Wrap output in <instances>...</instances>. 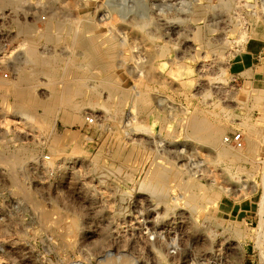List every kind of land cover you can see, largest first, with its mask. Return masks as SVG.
I'll return each mask as SVG.
<instances>
[{
    "label": "rangeland",
    "instance_id": "obj_1",
    "mask_svg": "<svg viewBox=\"0 0 264 264\" xmlns=\"http://www.w3.org/2000/svg\"><path fill=\"white\" fill-rule=\"evenodd\" d=\"M1 1L0 51L8 50L14 67L0 71V264H106L121 257L157 264L201 260L218 246L224 260L264 259V58L257 59L264 0ZM79 18L89 21L86 34L102 41L106 66H93L72 45ZM47 27L51 40L39 36ZM52 56L51 66L39 62ZM78 67L85 84L71 80ZM108 75L129 90L127 100L99 84ZM26 84L36 100L69 94V103L53 104L52 113L20 103L17 90ZM76 103L79 109L69 108ZM186 117L219 128V145L193 138ZM232 132L241 133L240 148L224 142ZM222 147L242 157L221 156ZM155 169L171 174L164 196L144 186ZM186 180L227 192L194 210L186 204ZM39 207L53 211L50 223L39 221ZM71 219L73 229L62 233L58 226Z\"/></svg>",
    "mask_w": 264,
    "mask_h": 264
},
{
    "label": "bare ground",
    "instance_id": "obj_2",
    "mask_svg": "<svg viewBox=\"0 0 264 264\" xmlns=\"http://www.w3.org/2000/svg\"><path fill=\"white\" fill-rule=\"evenodd\" d=\"M3 2L7 3L10 2L11 0H2ZM1 1V2H2ZM8 4V3H7ZM57 9V8H56ZM59 9V8H58ZM52 12L55 13L56 10L54 8H52ZM78 20H80L79 22H81V29L79 30H75L72 33V45L77 46L79 48H81L82 50H84L86 52L87 55V61L90 62L93 66H97V67H104L108 64V54L102 50L101 48V44L102 41L100 39L97 38V36H90L87 35L86 33H88V31L90 30V26L87 24L88 19L86 18H79ZM171 28V27H170ZM20 31L24 34V35H32V29L27 27V26H21L19 27ZM97 35V34H94ZM99 35V34H98ZM40 37H44L46 39L51 40L53 37V34L50 32L49 28L47 27L45 29V31L41 32ZM29 55H30V60L33 59V61L37 60V55L35 52V49L33 48L32 43L29 45ZM112 57V56H111ZM53 56L50 58L48 57V59H41L39 62L43 64V66H51L49 65L50 63L56 61L54 60ZM85 59V58H84ZM71 61V60H69ZM112 61V60H110ZM66 62V61H65ZM80 62V61H79ZM83 62V61H82ZM75 63V62H74ZM86 63V62H85ZM178 63V62H177ZM176 63V64H177ZM181 63V62H180ZM72 64V63H71ZM78 64V63H77ZM110 64V63H109ZM184 64V63H183ZM84 65V64H83ZM67 67V66H66ZM65 69H69V68H65ZM88 69V68H87ZM103 69V68H102ZM108 69V68H106ZM77 72L74 74L73 72H71L72 75V82L73 80L77 81V82H82V80L85 78L84 75V70L83 67H78V69H76ZM89 70V69H88ZM174 70V69H171ZM74 71V70H73ZM187 71V70H186ZM65 72V71H64ZM70 72V71H67ZM90 72V71H89ZM107 72V71H106ZM111 72V71H110ZM108 72V73H110ZM175 72V71H174ZM182 72V71H181ZM90 76V73H88ZM92 74V73H91ZM107 74V73H106ZM111 74V73H110ZM177 74V73H176ZM93 75V74H92ZM120 75V74H119ZM71 76V75H70ZM114 76V75H113ZM94 77V76H92ZM91 77V78H92ZM115 77V76H114ZM119 77V76H117ZM68 79V78H67ZM87 79V77H86ZM88 80V79H87ZM99 84L106 88L108 90V92L111 93V95L116 96L119 100L124 101L127 100L128 97L130 96L129 94V90H122L120 88V85L117 84L118 81L113 80V78L111 76H107L104 78H100L97 79ZM61 81V80H60ZM84 81V80H83ZM84 83V82H82ZM122 83V82H121ZM51 84V83H50ZM76 84V83H74ZM85 84V83H84ZM97 84V82H96ZM53 85V84H52ZM55 85V84H54ZM76 86V85H75ZM53 87V86H52ZM65 88V87H64ZM124 88V87H123ZM32 89H30L29 85H24L22 87H19V89L17 90V97L19 99L20 103H25L26 99L28 101H30V104L32 103L33 105L36 104L38 106H42L43 110L45 113H52L53 111L56 110L55 106L53 104L56 103H61V104H67L68 105V101L67 99H69V94L68 97L66 98V100H60V97H57V94L55 93L52 96V99L50 101H41V100H36L34 99L35 97L33 96V93L31 91ZM57 90V89H56ZM70 90V88H69ZM137 90V89H136ZM53 91V90H52ZM103 91V90H102ZM143 91V90H142ZM69 92V91H68ZM71 92V91H70ZM94 92V91H93ZM137 91H134V93H136ZM106 93V92H105ZM138 93V92H137ZM136 93V94H137ZM144 92H142L143 94ZM146 93V92H145ZM61 94V93H60ZM67 94V93H66ZM78 94V93H77ZM135 94V95H136ZM65 95V94H64ZM108 95V94H107ZM133 95V94H132ZM138 96V95H137ZM144 96V95H143ZM141 97L140 101L144 102V97ZM64 97V96H62ZM146 97V96H145ZM34 99V100H33ZM49 99V97L47 98ZM46 99V100H47ZM65 99V98H64ZM71 100V99H70ZM19 103V104H20ZM114 105V104H113ZM72 108V110H77L79 109L76 104H72L70 105ZM115 107V106H114ZM192 116V115H191ZM200 117V116H199ZM187 119L185 120L183 126L185 128H188L190 130V134L193 136V138L197 139V140H202L203 142H205L207 145H209L211 148L212 147H217L219 145L220 140V135L221 132L219 130V128H215V127H211L207 122H205V120L198 118V117H186ZM184 119V118H183ZM207 120V119H206ZM180 122V121H179ZM211 122V121H210ZM183 123V121L180 122V124ZM211 124V123H210ZM223 129V128H222ZM221 129V130H222ZM184 130V129H183ZM185 131V130H184ZM245 134L248 140V147L249 148H253L254 149V145L256 146L255 142V138H254V131L252 129L251 126L246 127L245 128ZM256 135V134H255ZM25 136V135H24ZM231 148V147H230ZM240 148V147H237ZM248 148V149H249ZM215 149V148H214ZM217 149V148H216ZM244 149V148H243ZM246 149V148H245ZM236 150V148L234 149V151ZM239 151V150H238ZM245 151V150H244ZM217 152V151H216ZM242 152V151H241ZM250 152V151H249ZM219 153V152H218ZM243 154V153H242ZM241 154V155H242ZM254 154V153H253ZM219 155L221 156H226V157H231V158H239L242 157L240 155V152H233L231 150L228 149V147H222L221 152L219 153ZM125 156V155H124ZM245 156V155H244ZM247 156V155H246ZM128 158V156H127ZM126 159V158H124ZM250 159V158H249ZM235 160V159H234ZM252 160V159H251ZM258 160V159H257ZM6 161V160H4ZM130 161V160H129ZM244 161V160H243ZM254 161V160H253ZM232 162V161H231ZM235 162V161H234ZM103 163V162H102ZM252 163V162H251ZM250 163V164H251ZM154 164V163H153ZM97 165V164H96ZM102 166V165H101ZM159 166V165H158ZM157 167V166H156ZM155 167V168H156ZM152 168V166H151ZM150 172V171H149ZM148 172V173H149ZM169 172V171H168ZM179 172V171H178ZM177 172V174H178ZM171 173V172H170ZM182 173V172H181ZM177 174L175 175V178L177 176ZM171 174H169L168 176L166 174H164L161 170L159 169H155L153 170V172H151L150 176L147 178L144 186L145 188L148 190L149 194H152L154 196H158L159 195H163L166 193L164 192V186L166 181L169 179ZM174 179V178H173ZM171 179V180H173ZM264 179V171H263V178ZM177 180V179H175ZM144 182V181H143ZM184 183V187L187 188L189 191L188 195H186V204H189V207L194 209L197 206H201L202 204L204 205V203H211L213 201H215L218 197H219V192H227V190H225L223 187L217 188L219 189L218 191L215 190H207L205 189V187H201V185H199L198 183H196L195 181L192 180H186L183 182ZM142 185V184H141ZM216 186V185H215ZM242 186V185H241ZM167 188V187H165ZM216 188V187H215ZM212 189V188H211ZM168 193V192H167ZM186 193V192H185ZM222 194V193H221ZM220 194V195H221ZM185 195V194H184ZM183 197V195H182ZM161 198V197H160ZM185 199V198H184ZM35 201V200H34ZM33 202V201H32ZM208 205V204H207ZM35 206V205H34ZM205 207V206H204ZM38 218L39 221L41 223H50V219L53 218V211H50L46 208H42L39 207L38 208ZM56 215V214H54ZM59 215V214H58ZM258 215H259V225L264 223V183L262 185V191H261V196L258 202ZM61 216V214L59 215ZM64 216V215H63ZM59 218V217H58ZM62 218V216H61ZM63 220L65 219L64 217L62 218ZM62 222V220H60ZM71 223L67 222L64 223L62 222L60 224V226H58L57 224H55V227H61V229L63 230L62 233H67L68 231H71L73 229V226L75 224L74 221H72V219L70 220ZM54 225V224H53ZM44 226V225H43ZM72 226V227H71ZM264 226V225H263ZM45 227V226H44ZM47 227V226H46ZM262 228V227H261ZM48 229V228H47ZM58 229V228H57ZM264 229V228H263ZM69 233V232H68ZM72 235V234H71ZM264 236V233L261 230V233L258 235V237H262ZM61 239V238H60ZM62 242V241H61ZM128 258L125 259V257H121V259H119V261H114L113 259H109V261L106 262V264H129L127 261ZM113 260V261H110ZM163 262H169L166 260H162L159 264H162ZM170 263V262H169ZM171 264V263H170Z\"/></svg>",
    "mask_w": 264,
    "mask_h": 264
},
{
    "label": "built area",
    "instance_id": "obj_3",
    "mask_svg": "<svg viewBox=\"0 0 264 264\" xmlns=\"http://www.w3.org/2000/svg\"><path fill=\"white\" fill-rule=\"evenodd\" d=\"M40 19H45L44 15L40 16ZM9 31V30H8ZM6 36H11V31L6 32ZM8 50L3 49L0 51V71L6 70L10 71L14 67V61L7 58ZM16 60H19V55L15 56ZM4 71V76L7 77V72ZM225 143H231L235 147L242 146V136L240 132H232L223 136ZM223 248L218 246L213 249L207 256H203L201 260H166L171 264H264V259H253V260H224ZM159 264L162 260H156Z\"/></svg>",
    "mask_w": 264,
    "mask_h": 264
},
{
    "label": "crops",
    "instance_id": "obj_4",
    "mask_svg": "<svg viewBox=\"0 0 264 264\" xmlns=\"http://www.w3.org/2000/svg\"><path fill=\"white\" fill-rule=\"evenodd\" d=\"M258 58H264V45H263V47L260 49V51L259 52H257V59Z\"/></svg>",
    "mask_w": 264,
    "mask_h": 264
}]
</instances>
